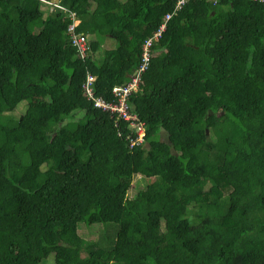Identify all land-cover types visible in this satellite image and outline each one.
<instances>
[{
  "label": "trees",
  "instance_id": "1",
  "mask_svg": "<svg viewBox=\"0 0 264 264\" xmlns=\"http://www.w3.org/2000/svg\"><path fill=\"white\" fill-rule=\"evenodd\" d=\"M50 1L0 0V264H264V4L58 0L81 58Z\"/></svg>",
  "mask_w": 264,
  "mask_h": 264
},
{
  "label": "built area",
  "instance_id": "2",
  "mask_svg": "<svg viewBox=\"0 0 264 264\" xmlns=\"http://www.w3.org/2000/svg\"><path fill=\"white\" fill-rule=\"evenodd\" d=\"M251 1H260L261 3L264 4V0H251ZM183 2H184V0H178L177 6H179ZM48 3L52 4L50 6L51 10L53 8L55 11L59 10L62 12H67V17H69V19L71 20L70 24L67 25V32L69 33L70 38L72 40V43L76 47L77 52L80 54L81 58H83L85 56V52L88 49V38H87V36H85L83 34L75 33V27L79 23L75 14L73 12L67 11L64 7L60 6L57 1L53 3V1L51 0ZM168 19H169V17H167L165 19V21ZM163 28H164V24H161L159 26V29L151 36L152 38L150 37V39L144 44V49L151 45L150 44L151 40L160 38L161 31L163 30ZM147 62H148V55H147V53H145L144 61L141 64L140 68L135 72L134 76H132L131 83L128 84L126 87H120V88L115 87V88H113L114 95L119 94L121 96L120 99H123L125 96H127L128 91L130 89L136 90L137 82L139 80V74L142 73L143 70H145V68L147 66ZM89 80H90V78H89ZM101 102H103V101H100V100L95 101L94 105L98 108H103V109H106L109 107V104H107V106H100L99 103H101ZM112 108H116V107H112ZM117 111L119 112V114L121 115V118L123 120L128 121L129 126H136L137 127V130H136L137 137L135 140H130V146L141 144L143 141V134H142L140 129L143 128V125L140 124L139 122H137L135 120V117L130 116V114L128 113V111H127L124 103L122 102V100L119 102V106L117 107Z\"/></svg>",
  "mask_w": 264,
  "mask_h": 264
},
{
  "label": "rangeland",
  "instance_id": "3",
  "mask_svg": "<svg viewBox=\"0 0 264 264\" xmlns=\"http://www.w3.org/2000/svg\"><path fill=\"white\" fill-rule=\"evenodd\" d=\"M54 2H56V0H53V3ZM53 12H55V10L52 8L51 13H53ZM112 42L114 43V41L109 40V39H106L104 41V45H103L104 48L105 49L112 48L113 47V43ZM99 104H100V106H107L108 103L101 102ZM25 107H26L25 104L20 103L19 106L16 108V110L14 112V115L17 116V117L20 116L24 112ZM140 130H141V132L143 134V137H144V134H145L144 128H142ZM142 142L144 143V141H142ZM145 144H146V142H145ZM207 188H208V185L205 186V189H207ZM130 195L132 196V189L129 191V196ZM84 225L85 224H81L80 226H84ZM85 226H87V227H85L84 234L85 235H89V233L93 229L92 234L89 236V238L92 239V240H94V241H97L98 239H100L101 243H103L102 236L104 234L112 233V231H113L111 225H107L106 228H102L103 226L100 225V224L85 225ZM84 234L82 235V237L85 238V239H88V237L85 236ZM50 258H52V257L50 256ZM52 263H53L52 262V259H49V261L46 262L45 264H52Z\"/></svg>",
  "mask_w": 264,
  "mask_h": 264
},
{
  "label": "clouds",
  "instance_id": "4",
  "mask_svg": "<svg viewBox=\"0 0 264 264\" xmlns=\"http://www.w3.org/2000/svg\"><path fill=\"white\" fill-rule=\"evenodd\" d=\"M53 1V0H52ZM58 2V0H56ZM50 10H51V7H50ZM79 21V20H78ZM79 24V23H78ZM143 143V142H142Z\"/></svg>",
  "mask_w": 264,
  "mask_h": 264
}]
</instances>
